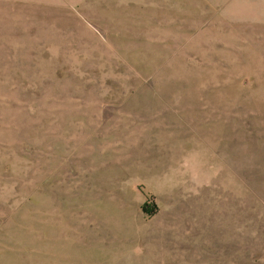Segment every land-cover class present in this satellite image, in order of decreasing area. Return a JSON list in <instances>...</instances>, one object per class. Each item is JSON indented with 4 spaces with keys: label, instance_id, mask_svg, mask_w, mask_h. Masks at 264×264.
<instances>
[{
    "label": "rangeland",
    "instance_id": "1",
    "mask_svg": "<svg viewBox=\"0 0 264 264\" xmlns=\"http://www.w3.org/2000/svg\"><path fill=\"white\" fill-rule=\"evenodd\" d=\"M0 264H264V0H0Z\"/></svg>",
    "mask_w": 264,
    "mask_h": 264
}]
</instances>
